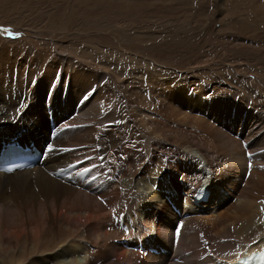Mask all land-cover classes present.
<instances>
[{
    "label": "bare ground",
    "instance_id": "bare-ground-1",
    "mask_svg": "<svg viewBox=\"0 0 264 264\" xmlns=\"http://www.w3.org/2000/svg\"><path fill=\"white\" fill-rule=\"evenodd\" d=\"M260 2L254 14L264 18ZM242 25L251 27L247 20ZM50 51H29L22 57L19 52L0 50V148L19 137L23 139L18 141L46 152L43 166L0 173V264H225L246 249L264 247L261 103H253L257 114L241 103L244 110L224 119L228 123L233 118L229 123L233 128L241 125L244 113L246 124L257 119L249 127L245 124L244 135L238 137L235 130H222L205 117L197 119L184 111L195 108L218 119L219 113L230 111L231 101L206 102L200 96L191 98L185 86L170 85L149 88L155 95L150 107L132 104L124 96L139 119L142 152L121 124L126 116L108 86L111 66L96 72L66 55L57 60ZM101 55L100 61L110 57ZM127 67L116 66L113 72L121 90L128 86L129 75L148 74L144 67L136 73L122 70ZM86 93L88 101L82 99ZM185 121L196 130H159L164 123L171 127ZM131 132L140 136L136 130ZM183 136L182 142L176 141ZM243 146L253 154L248 164L250 152ZM208 170L219 175L214 174L229 194L238 195L241 207L212 218L203 208L188 219L180 217L171 206L187 207L181 199L196 184L208 188ZM230 176L233 179L227 181ZM177 180L191 185L189 190L180 189ZM162 188L174 194L182 190V194L168 202ZM214 190L209 203L219 196ZM219 199L217 203H222L223 197ZM159 213L173 215L158 222L153 216ZM176 240L181 244L178 263L174 262L178 256L168 253L144 257L128 249L142 241L146 250L158 245L171 252ZM202 242L207 243L199 246Z\"/></svg>",
    "mask_w": 264,
    "mask_h": 264
},
{
    "label": "rangeland",
    "instance_id": "rangeland-1",
    "mask_svg": "<svg viewBox=\"0 0 264 264\" xmlns=\"http://www.w3.org/2000/svg\"><path fill=\"white\" fill-rule=\"evenodd\" d=\"M256 1L0 0V50L19 52L24 57L25 52L51 49L55 59L59 60L66 55L74 58L81 67H94L96 72L111 66L108 86L115 93L116 106L121 115L123 118L126 116L121 124L131 137L132 145L142 152L144 136L140 131L139 119L122 98L127 96L132 104L150 107L155 99L149 90L153 86L157 89L185 86L190 89L188 92L191 98L200 96L206 102L213 100L223 104L231 101L230 111L219 113L218 119L213 116L208 118L207 113L195 108L184 111L187 113L185 115L197 119L203 116L214 127L218 126L222 130H235V135L239 137L244 135L241 130H245V122L248 120L246 113L242 115L244 119L240 120L242 126L236 128L229 125L233 118L228 123L224 119L240 108L257 114L258 110L253 109V103L264 106V18L254 14L259 2L263 4L264 0ZM244 20L250 22L252 28L242 25ZM12 31L19 34L13 37L10 35ZM109 54L108 59L99 60L100 55ZM94 62L96 66H93ZM116 66H128L122 70L133 73L144 67L148 74L144 77L129 75L128 86L121 90L117 86V75L113 73ZM152 75L156 80H151ZM45 96L49 97L48 94ZM221 98L226 99L219 100ZM82 99L88 101V93ZM121 100H124L125 105ZM241 103L243 108L239 105ZM256 120L248 121L246 126L256 124ZM176 123L171 127L164 123L159 130H196L187 121ZM131 130H136L140 136L137 138ZM179 140L182 142L184 136L176 138V141ZM242 150H246L245 146ZM250 154L246 156L247 164L253 157ZM196 158L199 159L198 154ZM218 172H221L220 168ZM207 174L208 180L211 182L210 175H213V183L219 184L221 188L218 186L214 190V194L219 195L216 201L209 205L202 204L204 214L210 212L207 216L212 218L221 211L240 208L238 195L228 193L224 183L216 179L214 174L217 173L208 170V173L205 172ZM230 179L233 177L226 180ZM190 181V184H194ZM178 183L180 189L187 188L186 192L191 186ZM161 191L168 202L182 194V190L174 194L169 188H162ZM220 196L223 201L217 203ZM171 207L174 210L175 206ZM172 215L163 216L159 213L153 218L158 222L164 219L165 222ZM206 243H199V246Z\"/></svg>",
    "mask_w": 264,
    "mask_h": 264
}]
</instances>
